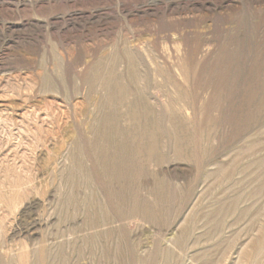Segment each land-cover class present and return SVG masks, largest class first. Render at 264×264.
Listing matches in <instances>:
<instances>
[{"label": "rangeland", "instance_id": "obj_1", "mask_svg": "<svg viewBox=\"0 0 264 264\" xmlns=\"http://www.w3.org/2000/svg\"><path fill=\"white\" fill-rule=\"evenodd\" d=\"M0 264H264V0H0Z\"/></svg>", "mask_w": 264, "mask_h": 264}]
</instances>
